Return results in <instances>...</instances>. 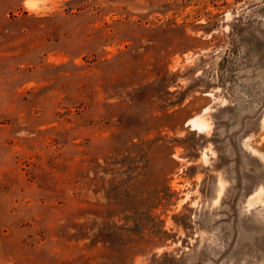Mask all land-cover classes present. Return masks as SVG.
<instances>
[{
    "label": "rangeland",
    "instance_id": "374dc122",
    "mask_svg": "<svg viewBox=\"0 0 264 264\" xmlns=\"http://www.w3.org/2000/svg\"><path fill=\"white\" fill-rule=\"evenodd\" d=\"M0 264H264V0H0Z\"/></svg>",
    "mask_w": 264,
    "mask_h": 264
},
{
    "label": "bare ground",
    "instance_id": "6f19581e",
    "mask_svg": "<svg viewBox=\"0 0 264 264\" xmlns=\"http://www.w3.org/2000/svg\"><path fill=\"white\" fill-rule=\"evenodd\" d=\"M199 124V123H198ZM200 125V124H199Z\"/></svg>",
    "mask_w": 264,
    "mask_h": 264
}]
</instances>
